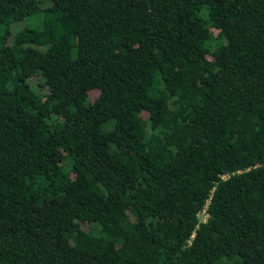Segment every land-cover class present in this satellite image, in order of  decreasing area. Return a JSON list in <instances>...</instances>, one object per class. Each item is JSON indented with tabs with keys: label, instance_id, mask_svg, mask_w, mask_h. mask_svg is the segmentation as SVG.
Wrapping results in <instances>:
<instances>
[{
	"label": "trees",
	"instance_id": "obj_1",
	"mask_svg": "<svg viewBox=\"0 0 264 264\" xmlns=\"http://www.w3.org/2000/svg\"><path fill=\"white\" fill-rule=\"evenodd\" d=\"M0 264H264V0H0Z\"/></svg>",
	"mask_w": 264,
	"mask_h": 264
},
{
	"label": "rangeland",
	"instance_id": "obj_2",
	"mask_svg": "<svg viewBox=\"0 0 264 264\" xmlns=\"http://www.w3.org/2000/svg\"><path fill=\"white\" fill-rule=\"evenodd\" d=\"M202 218H203V219H206V217H205V216H203Z\"/></svg>",
	"mask_w": 264,
	"mask_h": 264
}]
</instances>
